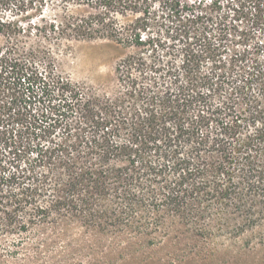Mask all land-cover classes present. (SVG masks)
Wrapping results in <instances>:
<instances>
[{
    "label": "trees",
    "instance_id": "1",
    "mask_svg": "<svg viewBox=\"0 0 264 264\" xmlns=\"http://www.w3.org/2000/svg\"><path fill=\"white\" fill-rule=\"evenodd\" d=\"M55 1L60 25H32L54 0H0V240L15 237L0 254L67 219L99 231L158 226L159 211L193 223L196 208L263 220L264 0ZM29 27L132 48L114 93L59 75L50 48L19 47Z\"/></svg>",
    "mask_w": 264,
    "mask_h": 264
},
{
    "label": "rangeland",
    "instance_id": "2",
    "mask_svg": "<svg viewBox=\"0 0 264 264\" xmlns=\"http://www.w3.org/2000/svg\"><path fill=\"white\" fill-rule=\"evenodd\" d=\"M47 4L45 13L32 25L52 20L60 25L64 21V14L55 8L56 1ZM88 11L86 7L69 6L73 16ZM35 31L29 27L14 41L19 47L50 48L55 71L83 91L114 93L116 63L132 48L104 38L60 41L52 34L45 40ZM4 45L5 38L0 34V47ZM149 215L161 216L165 221L139 231L124 227L99 231L74 219L34 227L15 247L17 255L0 254V264H264V217L251 227L237 225L244 217L232 210L225 212V221H211L208 219L212 216L202 217L196 208L195 222L188 224L163 211ZM14 238H1L0 248H8Z\"/></svg>",
    "mask_w": 264,
    "mask_h": 264
}]
</instances>
